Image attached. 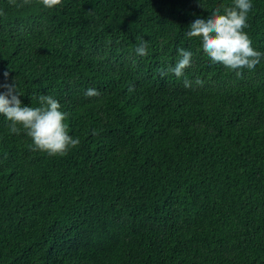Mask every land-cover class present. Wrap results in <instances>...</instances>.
Wrapping results in <instances>:
<instances>
[{
	"label": "trees",
	"instance_id": "1",
	"mask_svg": "<svg viewBox=\"0 0 264 264\" xmlns=\"http://www.w3.org/2000/svg\"><path fill=\"white\" fill-rule=\"evenodd\" d=\"M251 3L262 56L238 77L186 35L232 0H0V84L25 106L51 95L79 139L33 151L0 115V264H264V0ZM179 48L192 63L178 79Z\"/></svg>",
	"mask_w": 264,
	"mask_h": 264
},
{
	"label": "clouds",
	"instance_id": "2",
	"mask_svg": "<svg viewBox=\"0 0 264 264\" xmlns=\"http://www.w3.org/2000/svg\"><path fill=\"white\" fill-rule=\"evenodd\" d=\"M61 2L62 0H40L46 9H52ZM9 3L23 7L29 4L30 0H22L20 4H17L16 0H9ZM252 7L251 0H232V5L225 7L222 14L217 9L207 18H197L191 22L186 35L189 38L199 39L204 55L213 63L223 65L240 77L242 70H254L262 56L252 47V41L244 31L248 26V13ZM0 15H3L2 11ZM134 52L138 56H146L147 44L141 41ZM177 52L181 58L167 71L179 79L191 66L192 53L184 48L177 49ZM8 75V72L4 73L6 79ZM162 75H167V72H162ZM194 83L202 85L203 81L197 78ZM192 84V81L184 80L186 88L192 87ZM0 88L4 89L0 92V115L9 122L11 133L19 134L21 129L24 130L31 138L30 148L33 151L46 152L50 156H63L70 148L79 144V139H74L68 133L65 123L67 114L60 110V103L51 95L37 97L38 106H25L19 98L21 94L17 90L15 81L2 83ZM85 95L97 97L100 93L95 88H89Z\"/></svg>",
	"mask_w": 264,
	"mask_h": 264
}]
</instances>
